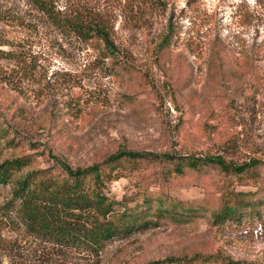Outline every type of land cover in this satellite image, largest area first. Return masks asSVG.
Masks as SVG:
<instances>
[{"label": "rangeland", "instance_id": "1", "mask_svg": "<svg viewBox=\"0 0 264 264\" xmlns=\"http://www.w3.org/2000/svg\"><path fill=\"white\" fill-rule=\"evenodd\" d=\"M56 3L114 15L122 56L103 57L100 41L58 33L23 0H0V49L23 51L34 67L28 79L17 62L0 58V161L28 155L30 167L47 168L58 157L86 167L124 147L260 163L237 175L215 164L177 172L168 160L124 162L107 195L127 206L160 203L166 215L106 240L98 256L0 222V264L195 254L264 264V0H156L140 10L126 0ZM238 192L251 207L238 219L214 220Z\"/></svg>", "mask_w": 264, "mask_h": 264}, {"label": "trees", "instance_id": "2", "mask_svg": "<svg viewBox=\"0 0 264 264\" xmlns=\"http://www.w3.org/2000/svg\"><path fill=\"white\" fill-rule=\"evenodd\" d=\"M23 1L58 33L70 34L82 42L100 41L105 51L102 53L103 57L122 56V50L113 37L114 15L86 7L60 9L57 0ZM127 1L132 3V8L139 10L151 3L158 5L156 0ZM139 13L136 20L143 22L145 12L142 10ZM6 14L7 11L2 16H7ZM162 41L158 45L159 49L165 44L167 37L164 36ZM2 57L17 62L19 74L32 78L34 67L28 66L31 61L26 53L0 49V58ZM54 158L57 165L47 168L30 167L32 159L28 155L0 161V222L39 241L82 249L91 256L101 254L106 240L144 226L150 222L152 215L156 218L159 214L166 215L168 212L160 203L152 205L143 200L127 206L123 200L118 201L107 195V182L116 177V173L124 167V162L168 160L174 162V170L177 172H181L183 167L198 169L202 164H215L220 170L237 175L260 163L255 158L236 163L226 161L218 154L183 156L124 147L86 167H72L63 159ZM4 186L7 187L2 190ZM246 194L238 192L232 199L229 198L214 212V220L238 219L241 209L252 205ZM0 244L5 245L6 240L0 237ZM217 261V264H255L240 262L227 256L200 254L190 257L167 256L134 264H214Z\"/></svg>", "mask_w": 264, "mask_h": 264}]
</instances>
